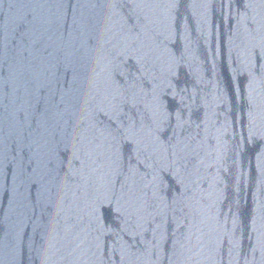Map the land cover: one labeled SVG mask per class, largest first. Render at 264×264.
<instances>
[{
    "label": "water",
    "instance_id": "water-1",
    "mask_svg": "<svg viewBox=\"0 0 264 264\" xmlns=\"http://www.w3.org/2000/svg\"><path fill=\"white\" fill-rule=\"evenodd\" d=\"M78 0H0V65Z\"/></svg>",
    "mask_w": 264,
    "mask_h": 264
}]
</instances>
